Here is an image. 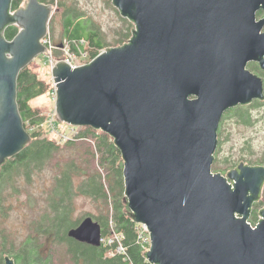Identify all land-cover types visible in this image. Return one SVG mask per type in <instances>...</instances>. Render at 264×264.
<instances>
[{"label": "water", "instance_id": "95a60500", "mask_svg": "<svg viewBox=\"0 0 264 264\" xmlns=\"http://www.w3.org/2000/svg\"><path fill=\"white\" fill-rule=\"evenodd\" d=\"M0 0V174L31 142L17 102L20 71L45 55L54 7L39 0ZM134 24L130 38L89 62L51 67L54 112L68 125L113 138L123 160V202L147 227L150 264H264V166L212 172L223 112L262 98L264 0H111ZM15 25L8 39L5 29ZM260 56V57H259ZM67 235L100 245L101 226L86 216ZM5 264L13 260L3 256Z\"/></svg>", "mask_w": 264, "mask_h": 264}, {"label": "rangeland", "instance_id": "374dc122", "mask_svg": "<svg viewBox=\"0 0 264 264\" xmlns=\"http://www.w3.org/2000/svg\"><path fill=\"white\" fill-rule=\"evenodd\" d=\"M52 5L54 11L49 21L47 35L51 45L50 53L37 56L27 66L44 81L46 90L28 103L32 108L39 109L40 114L44 116L43 122L31 129L41 132L39 138L55 141L59 147L44 164H34L37 166L31 170L29 178H26L23 171L16 170L12 172L9 181L0 184V264L6 262L4 255L12 259L14 264H30L31 261L34 262V258L40 264H83L78 256L73 254L68 239L62 241L67 231L76 227L86 216H92L95 221L101 223L104 214H109L107 232H110L111 236L113 231H116L111 210L112 203L116 199L112 196L109 198L111 204L107 205L102 197L91 196L85 192L86 179L91 175L96 176L98 181L102 179L110 195L118 189L111 188L105 176L107 168L106 171L103 169L109 162H102L103 152L96 148L98 137L105 132L93 129L94 136L83 135L80 138L77 136L84 127L68 125L59 121L56 116L54 119L59 123L51 125L52 122L47 119L54 111L55 101V84L51 67L55 61L65 60L68 53L76 54L64 39L63 21L68 15L73 14L74 19L81 17L88 21L89 28L99 33L105 45L102 49L126 42L131 36L134 24L120 16L111 0H53ZM82 43L84 52L73 61L75 65L91 60L89 44ZM234 117L238 122L223 118L226 120L221 125L220 148L212 165L213 171L222 169L225 173L232 160L236 162L244 160L249 163L264 162V107L253 109L246 116ZM108 136L113 143V138ZM67 141L73 143L67 145L65 144ZM232 147L234 150L231 154ZM121 162L123 167V160ZM62 174L63 178L67 176L68 187L64 186ZM60 191L65 194L62 196ZM118 196L123 198L124 187L121 195ZM56 201L61 202L62 207L63 204L65 205L66 213L57 215L54 209ZM122 203L125 205L123 199ZM261 204L264 205V199ZM23 252L27 255L24 254L20 258L17 253L23 254ZM104 253L106 256L113 255V251L109 249ZM25 257L26 260H22Z\"/></svg>", "mask_w": 264, "mask_h": 264}, {"label": "trees", "instance_id": "16d2710c", "mask_svg": "<svg viewBox=\"0 0 264 264\" xmlns=\"http://www.w3.org/2000/svg\"><path fill=\"white\" fill-rule=\"evenodd\" d=\"M23 0H13L12 7L16 9ZM45 3H51L53 0H39ZM69 16V17H68ZM65 17L64 23V39L68 41L70 48L77 55L83 54V43L86 42L89 44L91 49V59L95 57L101 50L104 48V43L100 38L99 33L96 30L89 28V22L82 19L81 17H77L74 19V15H68ZM71 16V17H70ZM17 27L15 25L8 26L4 35L6 38L11 39L17 32ZM46 90V84L44 81L40 80L34 72H32L28 67L22 69L18 75L17 79V102L20 114L23 118L24 126L31 134L32 139L31 142L22 150L19 154L14 156L12 159H8L6 163L2 166L1 174H0V184L9 181L10 176L13 171L21 170L25 173L26 178H29V173L33 168L37 165H42L46 161L47 158L51 156V154L58 149V145H56L55 141L49 140L47 138H39L41 132L38 130H32L31 127L39 126L44 119V116L40 114L39 109L32 108L29 105V100L32 98L38 97L40 94H43ZM54 111H52L53 113ZM50 116V115H49ZM48 116V117H49ZM47 117V119H48ZM59 122L56 121V124ZM98 137V145L96 148L100 149L103 152V163L109 162L104 166L107 168V172L105 174L108 179L111 188L115 189L111 195L106 191L104 187V183L102 179L99 181L96 179V176L91 175L86 179V188L85 192L91 196L96 195L102 197L105 204L109 203V198L112 196L116 201L112 203V213L114 218V225L116 227L117 233L122 236V243L124 246V252L115 253L110 256L105 255L106 249H114L113 246L107 245L101 248L90 246L87 244H80L75 241H70V247L75 256L83 255L86 260V264H150L144 258L145 248L144 246L137 241V234L135 230V224L132 219L128 215L129 208L127 205L122 203L121 195L123 186V174H122V160H120L121 152L114 145V143L110 142V137L103 133ZM95 135L94 130L91 127H84L82 132H79L77 137L82 136ZM72 141H67L65 144L70 145ZM35 163H38L34 166ZM66 174V173H63ZM62 181L65 187H68L67 176L63 178ZM100 175L98 174L97 177ZM121 191V192H120ZM61 192V191H60ZM65 193L61 192L63 196ZM115 196H118L115 198ZM56 200H58L56 198ZM61 202H57L55 204V211L57 215L64 212V207L61 206ZM125 207V208H124ZM66 210V209H65ZM114 210V211H113ZM109 212V211H108ZM103 216V215H102ZM109 220V214H104V219L102 224L101 236H109L110 232H107V225ZM114 227V228H115ZM115 231V232H116ZM114 232V231H113ZM32 247L34 245H31ZM36 247V246H34ZM20 258H22L26 254V252L17 253ZM16 254V256H17ZM37 254H34L36 256ZM26 260V257L22 260ZM23 262V261H22ZM40 264L36 258H34V262H30V264ZM28 264V263H26Z\"/></svg>", "mask_w": 264, "mask_h": 264}, {"label": "flooded vegetation", "instance_id": "af4514ba", "mask_svg": "<svg viewBox=\"0 0 264 264\" xmlns=\"http://www.w3.org/2000/svg\"><path fill=\"white\" fill-rule=\"evenodd\" d=\"M261 20H263V23H262V27H261L259 33L262 34V33H264V8L262 6L255 12V21L259 22ZM260 58L264 59V54ZM245 69L248 70L251 74H253L257 78H259V80L261 82V86H262V95H263V97L262 98L254 97L248 103H244V104L238 103L235 106L227 108L223 112L222 118H221V120L219 122L218 129H217V140L218 141H217V146H216V149H215V152H214V159H213L212 165H213V163H214V161L216 159L217 150H219V148H220V145H219L220 141H221L220 135H221V132H222L221 125L224 123V121L228 118V119H234L236 122H238L235 119V117H234L235 115L236 116L237 115L246 116L247 114L250 113L251 110L259 109V108H263L264 107V68L261 66V63H260V61L258 59H250V60H248L246 62ZM225 117H226V119L224 120L223 118H225ZM233 150H234V147H232L231 150H230L231 154L233 153ZM238 152L240 153L241 149L238 150ZM239 156L241 157L242 155L240 154ZM239 164H243V165H246V166L247 165L248 166H264V162H261V163H249V162L244 161V160H239L238 162L232 160V162L228 166L227 170H225V173H224V171L222 169L215 170V171L212 170V172L220 173L222 175H226L228 171L236 169ZM212 165H211V169H212ZM263 199H264V183H263L262 188H261L259 199L257 201H254L252 203L251 207H250L249 217H248L247 221L249 222V224L251 226L253 224L256 226L258 221H259V219H260L259 210L264 208V205L261 204L263 202ZM99 224H100L101 229H102V224L101 223H99ZM252 227H254V226H252ZM66 240L69 242V246H70V241L72 240V241H75V242L80 243V244H87V245L98 247V248H101V249L103 247H105V244H103L102 242H100V245L95 246V245H91V244H88V243H85V242L78 241V240L68 236L67 234L65 236V239H63L62 241H66ZM78 258H79L80 261L83 262V264H86V260H85V257L83 255L79 254Z\"/></svg>", "mask_w": 264, "mask_h": 264}, {"label": "built area", "instance_id": "2783aa9c", "mask_svg": "<svg viewBox=\"0 0 264 264\" xmlns=\"http://www.w3.org/2000/svg\"><path fill=\"white\" fill-rule=\"evenodd\" d=\"M43 42H44V44L47 47V51H46V54H45V55H47L48 53H50V48H51V45L48 42L47 36L43 40ZM77 56L78 55H76V54H69L68 53L67 54V58L65 59V61H67L71 65H75V63H73V61H75ZM59 60H61V59H59ZM57 61H55V62H57ZM55 116H56L55 112L50 114V116L48 117V119H50V122L51 121H55V119H54ZM55 124H56V121L52 125H55ZM134 224H135L134 226H135V230H136V234H137V241L140 242L144 246V248L146 250L149 247V245H150V238H149L147 227H146V225L140 224V223H134ZM252 226H255V225L253 224ZM100 242H102L103 244H107V245L113 246L114 249H111V251H113V254L114 253H122V252H124V246H123V243H122V236L119 233L115 232V231L111 234V236L110 235L109 236H101L100 237Z\"/></svg>", "mask_w": 264, "mask_h": 264}, {"label": "bare ground", "instance_id": "6f19581e", "mask_svg": "<svg viewBox=\"0 0 264 264\" xmlns=\"http://www.w3.org/2000/svg\"><path fill=\"white\" fill-rule=\"evenodd\" d=\"M51 122H52L51 125L55 123V121H51ZM55 125H56V124H55Z\"/></svg>", "mask_w": 264, "mask_h": 264}]
</instances>
